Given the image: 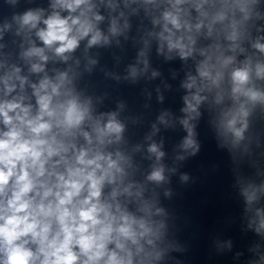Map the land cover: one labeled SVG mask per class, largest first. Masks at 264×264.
Here are the masks:
<instances>
[{
	"label": "clouds",
	"instance_id": "9594fccd",
	"mask_svg": "<svg viewBox=\"0 0 264 264\" xmlns=\"http://www.w3.org/2000/svg\"><path fill=\"white\" fill-rule=\"evenodd\" d=\"M262 5L264 0H50L47 9L28 8L5 19L0 41L10 32L19 52L13 58L0 43V264H161L170 252L184 251L169 239V214L157 192L176 168L164 163L163 141L154 137L158 125L178 123L186 134L175 161L197 155L204 109L218 146L234 162L251 157L253 144L261 146L253 122L257 111L264 118ZM141 13V24L148 20L151 27L140 30L135 62L123 77L105 75L131 83L147 76L153 42L158 55L186 66L183 115L163 111L152 123L145 137L147 171L134 160L144 146H127L125 103L99 111L103 98L78 87L83 73L98 64L89 50L113 41L119 46V37L127 41L129 18ZM82 45L83 71L75 55ZM159 75L152 70L147 78ZM236 184L247 228L264 240V180L237 175ZM218 247L230 250L231 241ZM251 251L256 258L248 264H264L261 245Z\"/></svg>",
	"mask_w": 264,
	"mask_h": 264
}]
</instances>
